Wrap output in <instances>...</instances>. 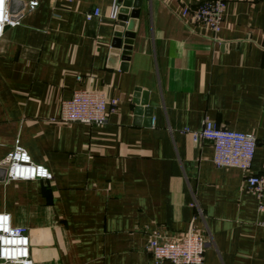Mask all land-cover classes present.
Instances as JSON below:
<instances>
[{"label": "crops", "instance_id": "crops-1", "mask_svg": "<svg viewBox=\"0 0 264 264\" xmlns=\"http://www.w3.org/2000/svg\"><path fill=\"white\" fill-rule=\"evenodd\" d=\"M37 1L0 38V161L18 139L52 176L0 167V213L26 228L33 264H154L153 230L204 235L202 264H264L245 174L189 133L208 118L253 134L248 172L264 173V0H226L217 34L181 15L204 0H141L127 61L111 58L117 0ZM76 89L116 100L106 124L58 120Z\"/></svg>", "mask_w": 264, "mask_h": 264}, {"label": "built area", "instance_id": "built-area-1", "mask_svg": "<svg viewBox=\"0 0 264 264\" xmlns=\"http://www.w3.org/2000/svg\"><path fill=\"white\" fill-rule=\"evenodd\" d=\"M19 3V2H18ZM118 2L114 1L110 17L116 19ZM226 0H204L195 8L184 7L181 15L190 24L200 25L213 34L221 29ZM38 6L37 0H28L12 9L9 0H0V38L6 27L20 24L23 13ZM86 19L98 17V9L86 13ZM77 79H80L78 76ZM116 100L107 101L99 91L76 89L70 98L60 102L58 120L103 125L107 122V105L114 108ZM187 131V130H186ZM192 141L210 142L212 163L216 168H237L244 174L243 185L258 199V210L264 212V173L250 174L256 138L251 133L223 130L205 118L197 131H189ZM8 180L51 179L49 170L34 163L16 139L12 149L0 161ZM207 246L205 236L193 230L178 239H171L153 230L145 245L154 264H202ZM0 264H33L29 252L26 228L13 225L9 214L0 213Z\"/></svg>", "mask_w": 264, "mask_h": 264}, {"label": "water", "instance_id": "water-1", "mask_svg": "<svg viewBox=\"0 0 264 264\" xmlns=\"http://www.w3.org/2000/svg\"><path fill=\"white\" fill-rule=\"evenodd\" d=\"M120 4L115 21V34L111 44V58L116 59L119 52L123 61L128 60L130 44L133 38V19L137 18L141 0H117ZM128 16L130 20H128ZM127 22V24H126ZM124 64L121 65V67Z\"/></svg>", "mask_w": 264, "mask_h": 264}]
</instances>
